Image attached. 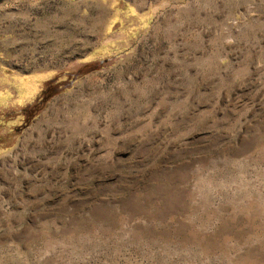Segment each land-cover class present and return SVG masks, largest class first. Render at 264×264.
I'll use <instances>...</instances> for the list:
<instances>
[{"label": "rangeland", "instance_id": "374dc122", "mask_svg": "<svg viewBox=\"0 0 264 264\" xmlns=\"http://www.w3.org/2000/svg\"><path fill=\"white\" fill-rule=\"evenodd\" d=\"M0 264H264V0H0Z\"/></svg>", "mask_w": 264, "mask_h": 264}, {"label": "trees", "instance_id": "16d2710c", "mask_svg": "<svg viewBox=\"0 0 264 264\" xmlns=\"http://www.w3.org/2000/svg\"><path fill=\"white\" fill-rule=\"evenodd\" d=\"M38 104V103H37ZM37 106V105H36Z\"/></svg>", "mask_w": 264, "mask_h": 264}]
</instances>
